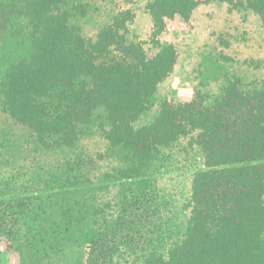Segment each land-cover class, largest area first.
Here are the masks:
<instances>
[{"label":"trees","instance_id":"obj_1","mask_svg":"<svg viewBox=\"0 0 264 264\" xmlns=\"http://www.w3.org/2000/svg\"><path fill=\"white\" fill-rule=\"evenodd\" d=\"M93 1L0 0V235L19 264H264V0L112 4L86 31ZM152 186L171 218L118 237Z\"/></svg>","mask_w":264,"mask_h":264},{"label":"rangeland","instance_id":"obj_2","mask_svg":"<svg viewBox=\"0 0 264 264\" xmlns=\"http://www.w3.org/2000/svg\"><path fill=\"white\" fill-rule=\"evenodd\" d=\"M101 1L105 2V4H103L104 10ZM143 1L144 0H94L93 10H90L88 17L74 19V23L81 26V28H84L86 31H89V28H91L89 23L96 22L95 20H102L104 16L108 18L110 17L108 11L112 8V4H116V6L123 10H132L135 7L140 6ZM201 40H203L201 37L193 39L196 44ZM178 69L179 76L171 82L169 99L172 103L181 105L190 102L194 98L196 90L186 74V59L181 60ZM159 187L152 186L150 189H147L148 191H146V194L136 196L131 200L120 219L121 225L117 232L118 237L129 238L134 244H147L155 238V228L161 223V220L159 222L160 217L157 218L158 211L160 210L161 215L163 214L162 219L167 220L171 218V216L166 213L165 202L163 201V196H161ZM58 191L59 189H53L41 193L42 200L46 196ZM36 204H38V201ZM3 220L4 218L1 222H3ZM1 227H4V225ZM10 227L11 225L9 221L7 226L2 228L4 235H0V264H19L16 243L9 235V230L12 228ZM18 229L20 234L22 228L18 227L17 230ZM0 234L3 233L0 232Z\"/></svg>","mask_w":264,"mask_h":264}]
</instances>
